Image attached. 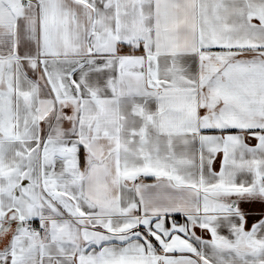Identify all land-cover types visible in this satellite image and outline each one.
Here are the masks:
<instances>
[{"label":"snow or ice","instance_id":"obj_1","mask_svg":"<svg viewBox=\"0 0 264 264\" xmlns=\"http://www.w3.org/2000/svg\"><path fill=\"white\" fill-rule=\"evenodd\" d=\"M0 264H264V0H0Z\"/></svg>","mask_w":264,"mask_h":264}]
</instances>
